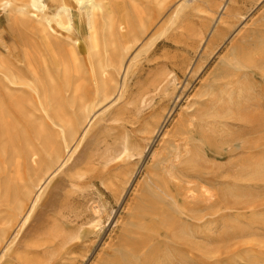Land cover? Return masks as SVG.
Wrapping results in <instances>:
<instances>
[{
    "label": "bare ground",
    "instance_id": "1",
    "mask_svg": "<svg viewBox=\"0 0 264 264\" xmlns=\"http://www.w3.org/2000/svg\"><path fill=\"white\" fill-rule=\"evenodd\" d=\"M175 2L0 0V14L15 41L13 48L0 53V260L8 256L12 264L83 263L89 247H84L79 234L67 233L58 225L41 227L25 245L12 244L31 218L43 185L66 164L65 155L72 147L74 151L79 147L97 105L120 90L118 79L132 47L143 44L146 52L167 32L179 29L181 14L197 9L186 0L156 28ZM229 18L240 20L242 16ZM154 29L146 44V36ZM224 37L217 34L209 39L204 50L214 52ZM247 39L251 40L230 53L212 78L209 105L198 117L178 125L159 172L148 179V201L138 207L123 240L103 264H173L181 251L176 239L186 234L190 224L182 217L196 220L203 210L221 218L264 212V203L245 200L255 196L243 192L245 183L261 188L257 183L264 181V136L239 133L217 141L208 134V119L224 112L226 117L240 114L238 100L252 93L241 86L248 75L245 71L264 72V26ZM165 119L163 113L152 115L146 124L149 133L158 134ZM133 148L123 138L105 155L108 160L123 161L132 157ZM205 150L228 160L223 168L227 180L225 189L204 188L201 196L206 206L201 207L193 187L182 190L176 169ZM254 224L250 220L239 236H255ZM80 247L85 252L78 260L75 253ZM257 248L246 243L226 254L239 255L236 264H264L248 254Z\"/></svg>",
    "mask_w": 264,
    "mask_h": 264
},
{
    "label": "rangeland",
    "instance_id": "2",
    "mask_svg": "<svg viewBox=\"0 0 264 264\" xmlns=\"http://www.w3.org/2000/svg\"><path fill=\"white\" fill-rule=\"evenodd\" d=\"M185 1L176 0L156 28L166 23ZM190 4H196L197 9L181 14L178 30L167 32L146 52L143 44L132 47L118 79L120 90L97 105L91 122L82 131L79 147L75 151L72 147L65 155L66 164L43 185L40 200L13 247L18 243L25 245L43 226L58 225L67 233L79 234L84 247H89L87 257L79 264H103L111 258L132 216L148 201V179L159 172L178 125L198 117L209 105V85L223 60L264 26V0H191ZM229 15L242 18L230 19ZM155 29L146 36V44ZM217 34L225 35L224 40L209 54L204 50L206 42ZM14 46L7 22L0 14V53ZM245 73L248 75L242 78L241 86L250 88L252 93L238 100L240 114L226 117L224 112L207 120L208 134L217 141L239 133L264 136V72L254 69ZM214 93L219 94L217 90ZM236 96L233 95L235 100ZM157 113L165 114L166 119L159 133L152 135L146 124ZM123 138L134 146L132 157L108 160L106 151ZM227 163L205 150L202 156L178 165L176 177L182 190L187 186L194 188L197 205L204 207V188H226L223 168ZM82 173L85 176L80 177ZM127 179L128 184L124 185ZM250 184L245 183L243 192L255 198L245 200L264 203V181L257 183L261 188ZM122 187L125 189L117 200ZM182 220L190 224L186 234L176 239L181 251L173 264H236L234 260L238 261L239 255L230 257L226 253L246 243L258 247L257 252L248 254L264 261V212L221 218L203 210L196 220ZM250 220L255 223V236L241 238L239 231L247 228ZM21 224L22 221L9 242ZM84 247L76 250L78 260ZM12 263L8 256L0 260V264Z\"/></svg>",
    "mask_w": 264,
    "mask_h": 264
}]
</instances>
